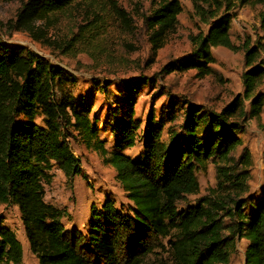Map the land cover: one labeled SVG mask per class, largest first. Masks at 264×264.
<instances>
[{"label": "trees", "instance_id": "obj_1", "mask_svg": "<svg viewBox=\"0 0 264 264\" xmlns=\"http://www.w3.org/2000/svg\"><path fill=\"white\" fill-rule=\"evenodd\" d=\"M193 16L206 31L189 35L188 54L161 70L212 73V50L243 52L242 94L219 112L186 103L178 134L162 141L163 120L149 115L139 139L141 122L135 105L150 83L139 77L119 80L105 120L112 137L110 150L98 140V126L89 110L62 86L74 83L71 75L23 47L0 40V204L13 205L20 216L29 252L38 264H228L237 241H245L244 264H264V159L263 181L257 198L248 194L251 155L238 137L248 121H259L264 96V0H187ZM142 22L148 32L149 67L165 38L178 26L180 0H145ZM96 4L111 11L130 29L131 20L114 0H26L13 21L0 24L22 32L32 41L60 55L98 53L103 21L89 8ZM86 5L83 24L66 40L48 37L56 17ZM245 6L262 8L255 42L246 37L236 47L230 39L232 11ZM109 85V84H108ZM102 87L103 93L106 87ZM59 88V89H58ZM57 89L59 90L57 98ZM170 105L166 121L178 114ZM68 140L81 142L111 167L130 208H116L106 199L90 208L85 233L66 231L64 210L44 202V187L56 167L69 181L80 174V162ZM140 141L142 156L123 154ZM214 167L215 185L197 203L179 209L187 197L198 194L197 169ZM162 241H165L163 244ZM159 249L165 258H148ZM22 248L14 233L0 226V264H21Z\"/></svg>", "mask_w": 264, "mask_h": 264}, {"label": "rangeland", "instance_id": "obj_2", "mask_svg": "<svg viewBox=\"0 0 264 264\" xmlns=\"http://www.w3.org/2000/svg\"><path fill=\"white\" fill-rule=\"evenodd\" d=\"M26 0H0V24L13 21L20 5ZM117 7L124 11L131 20L130 29L125 28L120 20L106 7L96 4L89 8L93 15L103 21L104 35L99 39L98 53H78L76 55H60L41 44L32 41L22 32H9L0 28V40L7 46L23 47L25 50L42 57L51 65L57 66L71 75L74 83L62 86L64 92L72 94L77 101L89 110L91 119L97 122L98 140L110 150L112 137L105 127L113 95L119 91V80L132 78H147L150 83L145 85L135 105V118L141 122L139 139L145 130L149 115L154 118V124L159 120L162 124V141L169 144V134H178L177 125L182 121L180 115L186 103L201 106L209 112H219L238 95L242 94L240 76L244 71L243 52L229 51L225 48L212 50L214 64L212 73L199 77L195 71L173 72L165 75L162 68L169 62L188 54L191 45L189 35L198 31H206L192 14L190 3L180 0L182 12L178 16V26L164 41V46L156 52L149 67L146 63L151 58L148 32L145 29L142 16L148 8L145 0H114ZM86 5L71 9L65 15L57 16L55 25L48 31V37L56 40H66L76 28L82 25V15ZM260 6H245L232 11L230 39L234 46L239 47L246 37L255 42L259 34L258 16ZM109 84V85H108ZM106 87V94L102 87ZM59 89V88H58ZM57 89V98L59 90ZM264 96V81L259 89ZM173 105L178 114L175 123L166 121L167 109ZM242 147L234 156L238 157L242 149H247L251 155L252 166L249 170L248 194L257 198L263 181L264 159V106L260 120L248 121L245 131L239 134ZM73 155L80 162V174L68 180L56 167L50 171V184L44 187V202L56 209L64 210L66 217L61 221L66 231L77 230L85 233L89 223L90 208H100L104 200L113 201L116 208H130L124 192L115 180L114 170L103 164L101 157L86 148L81 142L68 140ZM123 154L137 159L142 156L141 142L137 141L132 150ZM196 178L199 185L197 195L189 196L178 208L191 206L204 197L209 188L215 185L214 167L207 163L197 169ZM0 226L12 231L22 248L21 264H38L29 252L20 216L13 205L0 204ZM164 244L165 241H162ZM245 241H237L231 253L228 264H244ZM165 258L159 249L148 258L149 262Z\"/></svg>", "mask_w": 264, "mask_h": 264}]
</instances>
